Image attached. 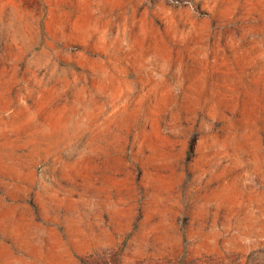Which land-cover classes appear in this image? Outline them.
<instances>
[{"label":"rangeland","instance_id":"1","mask_svg":"<svg viewBox=\"0 0 264 264\" xmlns=\"http://www.w3.org/2000/svg\"><path fill=\"white\" fill-rule=\"evenodd\" d=\"M0 264H264V0H0Z\"/></svg>","mask_w":264,"mask_h":264}]
</instances>
